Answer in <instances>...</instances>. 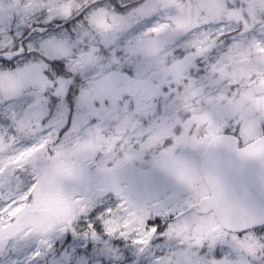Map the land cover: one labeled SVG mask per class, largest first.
<instances>
[{"label":"snow or ice","instance_id":"snow-or-ice-1","mask_svg":"<svg viewBox=\"0 0 264 264\" xmlns=\"http://www.w3.org/2000/svg\"><path fill=\"white\" fill-rule=\"evenodd\" d=\"M0 37V264H264V0H0Z\"/></svg>","mask_w":264,"mask_h":264},{"label":"rangeland","instance_id":"rangeland-1","mask_svg":"<svg viewBox=\"0 0 264 264\" xmlns=\"http://www.w3.org/2000/svg\"><path fill=\"white\" fill-rule=\"evenodd\" d=\"M121 4L127 3L129 6L132 5L134 3V0H120ZM119 11H124L123 8H118ZM60 20V19H58ZM52 22H49L48 24H51ZM37 24H41V25H48V24H44L43 21L41 20L40 22H38ZM144 23L138 24V25H133L127 32H125L122 37H121V41L126 42L127 40L133 39L135 36L139 35V33L143 30L144 28ZM71 27H74V25H72ZM65 28H69V26L67 27H60V28H55V29H49L47 32L45 33H34L29 40L26 42V46L27 43L32 41H38L41 38H46L48 35H61V29H65ZM29 29L31 28H27V29H22V31L24 32V35H26L29 32ZM16 32V28L13 27L10 30V33L12 35H14ZM71 35L74 36V33H69ZM23 35V36H24ZM19 37L17 38V43L19 44L20 39L23 37ZM0 39H3V37H0ZM15 64H10L8 65V67H15ZM126 70H130V69H126ZM77 80L79 83H83V80L79 77H77ZM79 89L77 88L75 90V95H73L70 91L69 96L67 97V100L69 101V103L67 105H65V113H66V117L70 119V117L74 114L75 112V105H76V96L78 95ZM54 100L56 98H53ZM26 102V98H20V99H16V100H10L4 103H0V109H3V107L6 104H9L13 107L19 108L22 104H24ZM70 126V123L69 125ZM33 141L31 139H26L25 141H23L22 143L24 144H31ZM27 180V177L25 178ZM153 185L156 188V190H158L160 192L161 195H167L170 197H173L174 199H178L179 198V194L177 192V190L175 189V187L173 185H171V183L169 181H167L164 177L160 176V175H155L153 177ZM99 207H102V205H99ZM155 219H158L161 221V230H163L164 227H166V224L170 221H166L163 217H156ZM156 243L159 244H163L164 243V238L160 237L158 238V240L156 241ZM159 254V253H158Z\"/></svg>","mask_w":264,"mask_h":264},{"label":"water","instance_id":"water-1","mask_svg":"<svg viewBox=\"0 0 264 264\" xmlns=\"http://www.w3.org/2000/svg\"><path fill=\"white\" fill-rule=\"evenodd\" d=\"M66 24H69V22L67 21H62L60 23H57L55 26H62V25H66ZM43 27L45 29V31H47L50 26H36L34 27L36 29V31L40 32L39 29ZM36 31H33L32 29L20 40V43H23L33 34L35 33ZM44 31V32H45ZM40 33H43V32H40ZM247 181L250 185V190H251V194L253 196V198L257 201L261 200V199H264V194L261 193L260 189H259V186L258 184L254 183V174H249L248 177H247Z\"/></svg>","mask_w":264,"mask_h":264},{"label":"flooded vegetation","instance_id":"flooded-vegetation-1","mask_svg":"<svg viewBox=\"0 0 264 264\" xmlns=\"http://www.w3.org/2000/svg\"><path fill=\"white\" fill-rule=\"evenodd\" d=\"M55 23V22H54ZM35 26V25H34Z\"/></svg>","mask_w":264,"mask_h":264}]
</instances>
